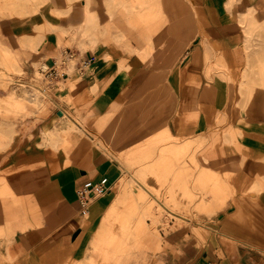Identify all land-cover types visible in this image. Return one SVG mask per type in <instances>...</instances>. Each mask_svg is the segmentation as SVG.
I'll return each instance as SVG.
<instances>
[{
  "label": "crops",
  "instance_id": "crops-1",
  "mask_svg": "<svg viewBox=\"0 0 264 264\" xmlns=\"http://www.w3.org/2000/svg\"><path fill=\"white\" fill-rule=\"evenodd\" d=\"M95 1L98 22L85 19L86 9L93 18L87 0H0V38L14 34L43 57L31 62L32 78L75 43L91 60L65 78L75 85L71 103L59 102L55 85L44 104L29 98L34 89L46 98L44 91L20 79L23 50L0 39V264H264V20L246 19L261 0H162L160 20L149 23L152 12L140 19L134 0L131 11L124 0ZM177 1L199 12L196 31ZM34 104L42 105L32 111ZM160 137L168 141L156 164L166 167L189 148L178 170L188 178L163 188L122 180L129 169L141 171L126 160ZM102 178L109 192L80 215L76 190ZM171 189L183 212L167 207ZM139 190L172 216L170 227L192 210L203 221L188 230L158 226V246L149 248L133 233L136 222L151 224ZM113 221L115 237L118 222H131L132 237L98 248Z\"/></svg>",
  "mask_w": 264,
  "mask_h": 264
},
{
  "label": "rangeland",
  "instance_id": "rangeland-1",
  "mask_svg": "<svg viewBox=\"0 0 264 264\" xmlns=\"http://www.w3.org/2000/svg\"><path fill=\"white\" fill-rule=\"evenodd\" d=\"M253 3L258 2L259 0H253ZM134 2H136V4L138 5L139 8V14H140V19H142L141 17V13L143 10H148L151 11L152 14L149 15V18H144L143 21L146 23H149L151 20H160L161 17V12H162V0H134ZM172 3V1H171ZM95 0H87L86 6L85 7H89L91 10V13L93 14V18L91 17V14L89 13V17L87 19H89V21L91 22H98L99 19V11H98V7ZM74 5L79 6L80 7V3H75ZM181 5V6H180ZM123 6L125 9H127L128 11L134 10V5L130 0H124ZM178 6V9H181L182 12L184 13V15H186L187 20H191V25L189 28L193 29V30H197V28L200 26V20H201V16L199 14V12L190 7L188 8L187 6L184 5L183 2H176V5ZM253 8H255V16L254 17H250L248 14L246 16V19L251 20V21H259V20H264V17L262 18V15L260 14L259 11L264 10V0H261L260 3H258L256 6H254ZM248 17V18H247ZM92 18V20H90ZM170 36L174 37V36H178V29L177 30H171L170 31ZM12 38L13 40H10L9 38H7L5 35L2 36L0 39L3 43H5L7 46L16 49H20L23 50V52L25 53L20 61L22 68L25 70V72L23 73L22 77H20V79L24 82H26V84L29 83H33L36 84L39 88H41L45 95L47 96L46 98L40 93V91H38L37 89H32L30 88V86H27L25 89L31 93L33 90L32 95H30L29 98L31 99H37L39 96L41 97V100L44 102V104H46V102H48L50 99H52V91L51 89H53V87H56V91L60 92L61 94L63 93L64 95L62 97H58L59 102H63V103H71L72 102V98H73V91H71L72 88H74V84L70 83V80H66V81H61L60 84H56L57 82H53L52 84L48 85L46 81L40 79V75H37L38 79H34L32 78V66H31V62L34 60L37 61H42L43 57L41 56V54L39 55H35L31 52H29L27 50V48H23L20 47L17 41V36H14V34H12ZM133 43L138 42L137 40H131ZM130 41V42H131ZM165 41V37H163V39H161L159 41V44L157 45V49L161 47L162 44H164ZM71 51V53H75V51L77 50V46L76 43L75 45L73 44L72 47H70L69 49ZM74 57L79 58V56L77 54H74ZM62 65H64V67L68 66L69 61L66 60L65 58H63ZM77 61V59L75 58V62ZM74 62V63H75ZM61 65V66H62ZM39 68V67H38ZM16 89V85H10L9 89ZM54 90V89H53ZM2 90H0V95H2V93H5L4 91L1 92ZM66 91L68 92V94H66ZM70 94H72V98L69 99V97L71 96ZM58 95V94H57ZM70 95V96H69ZM30 100V99H29ZM36 101V100H35ZM42 104H37V105H29L30 110L34 111L36 110L39 106H41ZM30 115V114H29ZM16 117H11L12 120H15ZM65 122H69L67 121V119H64V123ZM70 123V122H69ZM61 126V124L59 125ZM75 128V127H74ZM76 129V128H75ZM77 130V129H76ZM58 133L63 137V141L61 143V146L63 148H67V142H66V137H67V132H66V128L65 129H58L57 130ZM78 131V130H77ZM76 131V132H77ZM54 138V136H53ZM167 139H164L163 137H160L154 141L149 142L148 145H146V148H143V151H140L141 153H135L133 154L131 157H129L126 160V163L129 166H137L141 171L140 172H135V173H131L133 170L129 169L126 172V175L123 176L122 180L125 181H130L132 184V186H134V181L136 182H140L143 184H146L147 180H155L162 188L164 186H166L168 184V182L171 180L172 181V185L174 186H178L180 182H184V180L186 178H188V176L185 175V173H183V175L181 176L180 173L178 172L179 167L181 165H185V160L187 157V153L189 152V148L188 149H184L182 151V153L178 156L173 157V160L170 159V161L168 162V164H166L164 167V165L159 166L158 164H156L158 161H155L156 156L154 155L155 152L157 151L158 153L160 152V149H158V147L160 145H162L163 143L167 142ZM197 148V147H196ZM158 149V150H156ZM190 163L195 164V161L193 158H188ZM155 161V162H154ZM173 161V162H172ZM211 180H209L210 182ZM139 195H138V201H139V205L140 206H144V215H142V218H150L151 219V224L150 226L146 225L145 220H141L139 222H136V227L134 228L133 233L135 234V238L141 239V241L144 243V245L148 246L149 248H154L156 249L158 246V240L156 239L159 235L157 232V227L161 226L163 228H168V229H172L174 230L175 227L180 226L183 229H191L194 228L195 225H197L198 223H201L203 221L201 214H198L199 212L197 210L195 211H191L187 214V218L189 219V221L187 222H182L178 219L174 220L173 225L170 227V219L172 218V216L168 215V214H164V210L156 204V202L150 198V196L148 194H146L145 192H142L141 190H139ZM183 192L182 198L186 199L189 203L194 201V197L190 196L188 193H186V191L184 189L180 190ZM152 193L156 194L158 196V199L161 200L160 198V193L159 190L158 191H153L151 190ZM215 192V191H214ZM213 192V193H214ZM111 195L110 198H113L114 195V191L113 189H111ZM216 194H214L215 196ZM166 205L167 207L173 211V212H183L184 210H186L187 206H181L180 205V200L179 197L177 195V193L174 192V189H171L167 195H166ZM137 207V206H136ZM128 208V206H127ZM137 209V208H136ZM136 209H134L133 211H135ZM199 211H204L203 209H199ZM137 212V211H136ZM115 221L113 222H109L108 223V227L105 234L103 235V237L100 238V240L98 239V242H96V245L98 248H100V246H105L106 248L112 247L115 248L117 247L120 243L124 242L125 240H127L128 238L132 237L130 234H128L129 232V227L131 225V222H118L119 225H121V227L119 228L118 232L121 235L120 237H115L111 226L112 224H114ZM121 223V224H120ZM111 229V231H110ZM110 231V234H109ZM170 232V230H169ZM111 233L113 235H111ZM165 236V234L163 235V237ZM117 239V243H113V241H115ZM96 254H98V256H100L101 254L98 253L97 251L95 252ZM154 255L153 252L149 251L147 253V258L152 257ZM132 264V263H131Z\"/></svg>",
  "mask_w": 264,
  "mask_h": 264
},
{
  "label": "built area",
  "instance_id": "built-area-1",
  "mask_svg": "<svg viewBox=\"0 0 264 264\" xmlns=\"http://www.w3.org/2000/svg\"><path fill=\"white\" fill-rule=\"evenodd\" d=\"M74 54L71 53L69 49H66L63 52V57L71 61L75 59ZM90 59H87L83 56L79 57V59L73 64V71L77 69L78 71L82 72L89 64ZM44 65L39 68V72L41 73V79L46 81L48 85L52 84L53 81L60 78H66L68 73L66 71H59L57 68L56 60L53 58L50 62L43 61ZM62 62H64L62 60ZM62 65V63H61ZM61 68H65L64 65ZM109 192V187L107 184L106 178H102L98 182H86L83 184L82 187L76 190V196L79 206V213L82 216H87L89 212V207L94 200L97 198L104 196ZM205 264H215L212 261H207Z\"/></svg>",
  "mask_w": 264,
  "mask_h": 264
},
{
  "label": "bare ground",
  "instance_id": "bare-ground-1",
  "mask_svg": "<svg viewBox=\"0 0 264 264\" xmlns=\"http://www.w3.org/2000/svg\"><path fill=\"white\" fill-rule=\"evenodd\" d=\"M86 16H85V19H87L89 17V11L86 9ZM255 8H252L249 10V12L247 13L250 17H254L255 16ZM66 49H63L61 50L56 56H54L55 60H56V64H57V68L59 69V71H66L68 73V75L71 74V72L73 71V64L75 62V59H72L71 61H69L68 63V66H66L65 68H61V63H62V60H63V52L65 51ZM77 55L79 57L83 56L82 54H80L79 52L77 53ZM76 59L78 60L79 58L76 57ZM14 62V61H13ZM44 65V64H43ZM42 65L39 66V68L41 67ZM39 68L36 69V74L37 75H40V79H41V73L39 72ZM67 79L64 78L63 81H66ZM55 82H61V80H56ZM60 84V83H59Z\"/></svg>",
  "mask_w": 264,
  "mask_h": 264
}]
</instances>
